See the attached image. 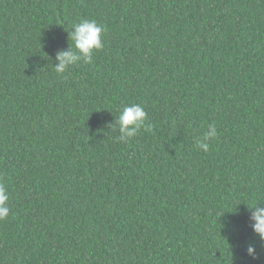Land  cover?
Masks as SVG:
<instances>
[{
	"label": "trees",
	"instance_id": "16d2710c",
	"mask_svg": "<svg viewBox=\"0 0 264 264\" xmlns=\"http://www.w3.org/2000/svg\"><path fill=\"white\" fill-rule=\"evenodd\" d=\"M82 19L104 49L58 75ZM133 103L146 130L123 143ZM0 183V264H264L247 208L264 202V0H0Z\"/></svg>",
	"mask_w": 264,
	"mask_h": 264
},
{
	"label": "clouds",
	"instance_id": "9594fccd",
	"mask_svg": "<svg viewBox=\"0 0 264 264\" xmlns=\"http://www.w3.org/2000/svg\"><path fill=\"white\" fill-rule=\"evenodd\" d=\"M106 29L95 19H82L73 25V29L69 34L73 42V46H69L67 50L58 51L56 54V65L53 66L54 71L58 75L66 73L71 67L80 62L90 64L93 62L94 54L104 49L103 34ZM147 113L140 104H130L123 106L119 111L118 117L115 119V125L112 131L119 132L117 139L123 143H128L142 129L146 130ZM217 129L215 125H208L207 130L203 133L201 139L197 140L196 146L207 152L209 149L208 141L217 137ZM249 212V227L254 236L260 242H264V202H254L250 207L247 206ZM10 215L9 193L3 183H0V221L7 220ZM246 253L253 259L257 258V249L254 244H249Z\"/></svg>",
	"mask_w": 264,
	"mask_h": 264
}]
</instances>
